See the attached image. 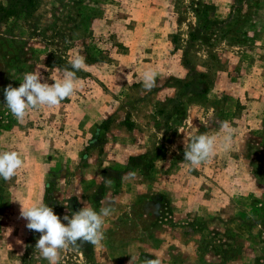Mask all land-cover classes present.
<instances>
[{
	"label": "rangeland",
	"instance_id": "374dc122",
	"mask_svg": "<svg viewBox=\"0 0 264 264\" xmlns=\"http://www.w3.org/2000/svg\"><path fill=\"white\" fill-rule=\"evenodd\" d=\"M75 54L83 87L18 122L4 89L37 68L52 83ZM224 120L230 149L218 140L190 169L184 139L222 138ZM5 150L25 166L0 179V264H48L20 217L38 200L61 219L114 202L102 246L65 249L60 264H264V0H0Z\"/></svg>",
	"mask_w": 264,
	"mask_h": 264
},
{
	"label": "clouds",
	"instance_id": "9594fccd",
	"mask_svg": "<svg viewBox=\"0 0 264 264\" xmlns=\"http://www.w3.org/2000/svg\"><path fill=\"white\" fill-rule=\"evenodd\" d=\"M71 70H59V76L48 82L39 68L25 72L19 87L9 84L4 89L5 105L12 116L23 123L30 113L41 108H56L66 99L72 98L83 85L77 73L86 70V58L75 54L69 60ZM159 72L155 68H147L141 74L142 88L151 92L157 86ZM222 138L207 133L192 134L187 141L184 139V157L190 169H195L212 159L220 146L229 150L235 134L230 121L220 123ZM25 166L21 153L17 150L0 151V179L11 181ZM110 184V180H104ZM83 203V202H82ZM83 207L61 219L52 207L43 200H38L25 207L21 204L20 217L27 221L29 230L41 233L35 244L40 256L48 264H60L61 253L68 248H80L84 244L94 247L102 246L105 239L107 220L115 214L114 202L102 200L97 210L91 204L83 203ZM67 207V205H65ZM63 221V222H62ZM66 222V223H65ZM151 254V253H150ZM129 264L137 259L135 253L129 254ZM154 255V254H152ZM154 259H145L143 264H162V259L154 255Z\"/></svg>",
	"mask_w": 264,
	"mask_h": 264
},
{
	"label": "trees",
	"instance_id": "16d2710c",
	"mask_svg": "<svg viewBox=\"0 0 264 264\" xmlns=\"http://www.w3.org/2000/svg\"><path fill=\"white\" fill-rule=\"evenodd\" d=\"M192 38H193V39H195V38H196V36H195L194 34H192Z\"/></svg>",
	"mask_w": 264,
	"mask_h": 264
}]
</instances>
